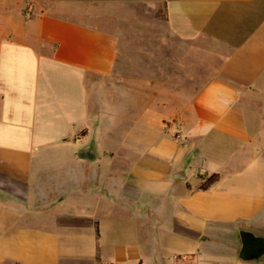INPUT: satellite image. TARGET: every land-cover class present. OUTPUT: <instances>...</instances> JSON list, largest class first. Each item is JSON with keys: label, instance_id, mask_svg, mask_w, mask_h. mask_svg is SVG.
<instances>
[{"label": "crops", "instance_id": "crops-1", "mask_svg": "<svg viewBox=\"0 0 264 264\" xmlns=\"http://www.w3.org/2000/svg\"><path fill=\"white\" fill-rule=\"evenodd\" d=\"M98 1L163 45L0 0V264L264 263L211 253L264 237V0Z\"/></svg>", "mask_w": 264, "mask_h": 264}, {"label": "rangeland", "instance_id": "rangeland-1", "mask_svg": "<svg viewBox=\"0 0 264 264\" xmlns=\"http://www.w3.org/2000/svg\"><path fill=\"white\" fill-rule=\"evenodd\" d=\"M56 1V11L65 19L82 22L103 31L126 33L127 35L122 38V41L124 45L128 47L162 46V37L167 35L165 25L161 22V20L164 19L161 6L155 9L147 4H130L123 2L108 3L98 0ZM127 56L132 59H138L139 57L137 54L131 53ZM140 63L144 64V62H140L138 59L137 63H135L137 69L141 66L144 68V65ZM132 70L133 68L130 72L135 71ZM119 220L121 222L123 218ZM120 231H122V228H120ZM213 242L218 246L212 248L211 253L213 254L235 258L240 254L241 237L237 230L228 229L225 238L213 240ZM219 244H221V246H219ZM152 249L155 255L158 248ZM164 250L166 252H171L172 246L166 245ZM169 256H171V253ZM253 262H257V260ZM197 264L199 263L197 262ZM261 264L264 263L262 262Z\"/></svg>", "mask_w": 264, "mask_h": 264}, {"label": "water", "instance_id": "water-1", "mask_svg": "<svg viewBox=\"0 0 264 264\" xmlns=\"http://www.w3.org/2000/svg\"><path fill=\"white\" fill-rule=\"evenodd\" d=\"M82 157H90L88 151L80 152ZM242 249L239 259L244 262L261 260L264 258V237L250 230L239 231Z\"/></svg>", "mask_w": 264, "mask_h": 264}, {"label": "trees", "instance_id": "trees-1", "mask_svg": "<svg viewBox=\"0 0 264 264\" xmlns=\"http://www.w3.org/2000/svg\"><path fill=\"white\" fill-rule=\"evenodd\" d=\"M219 179H220V175L218 174H213L207 178H204L198 189L201 191H205L209 189L212 185H214L216 182H218ZM98 237H99V232L98 229L96 228V238L98 239Z\"/></svg>", "mask_w": 264, "mask_h": 264}]
</instances>
